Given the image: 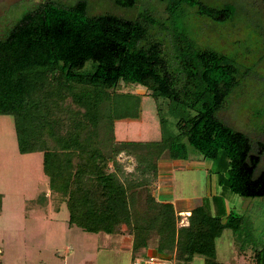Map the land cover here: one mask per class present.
<instances>
[{
    "label": "trees",
    "instance_id": "16d2710c",
    "mask_svg": "<svg viewBox=\"0 0 264 264\" xmlns=\"http://www.w3.org/2000/svg\"><path fill=\"white\" fill-rule=\"evenodd\" d=\"M131 8L135 0H110ZM164 2L165 0H157ZM171 15L183 8L214 23H224L234 9L226 4L208 7L200 0H166ZM83 0L71 6L44 1L8 27L0 37V115L15 119L18 151L25 126L34 121L47 128L40 138L43 173L49 186L64 203L67 226L86 233L125 235L130 239L131 264L149 246L157 257L182 264L200 256L203 264H223L213 258L215 240L223 230L233 232L243 217L220 212L215 198L211 206L190 209L186 225L171 203L160 202L152 193L157 161L167 150L170 159H186V146L216 167L220 194L240 198H264V170L253 171L264 150L252 140L220 122L215 114L236 86L231 59L200 48L183 33L172 31L173 58L178 72L169 71L157 43H147L152 20L145 12L134 19L110 14L85 16ZM89 63L88 70L85 65ZM120 82L144 88L161 102L156 112L161 138L156 142L98 140L99 103L109 110V92ZM81 88L82 91L75 92ZM111 103V102H110ZM165 104L176 116V133H165ZM104 109V111L106 110ZM109 113V112H108ZM95 115V118L93 117ZM107 126L126 119L108 114ZM88 130V131H87ZM33 136V137H32ZM132 158V172H125L116 159ZM211 171V170H210ZM224 220H223V219ZM253 264H264V248L254 250Z\"/></svg>",
    "mask_w": 264,
    "mask_h": 264
},
{
    "label": "rangeland",
    "instance_id": "374dc122",
    "mask_svg": "<svg viewBox=\"0 0 264 264\" xmlns=\"http://www.w3.org/2000/svg\"><path fill=\"white\" fill-rule=\"evenodd\" d=\"M48 0H0V37L24 13ZM71 6L79 0H49ZM87 18L110 14L134 19L145 12L152 20L144 44L157 43L167 60L169 71L178 72L173 58L172 31L183 33L200 48L223 54L232 60L236 86L225 98L215 117L226 126L264 146V0H200L208 7L230 5L233 16L224 23H214L199 16L195 9L175 11L171 18L166 12L167 2L135 0L131 8H121L110 0H83ZM89 63L83 71H87ZM82 91L81 88L75 92ZM110 102L99 103L96 129L89 127L86 135L98 131V140L113 137L114 141L156 142L161 138L156 112L161 101L151 98L144 88L120 82L109 92ZM104 109H106L104 111ZM126 119L107 126L108 114ZM165 118V133H176V116L165 104L161 110ZM95 118V115H93ZM21 145L26 154L18 151L15 119L0 115V264H131L132 255L126 250L125 235L86 233L68 227V212L59 196L50 189L43 173L40 138L47 128L34 121L27 123ZM34 136V134H33ZM32 136V137H33ZM93 136V135H92ZM91 136V139L93 137ZM186 159L173 162L167 150L157 161V177L152 184L155 199L159 196L171 203L175 211L185 206L207 205L212 211V198L220 212L243 217L235 232L225 229L214 242L213 258L223 264H253L254 250L264 248V198H240L229 192L220 194L215 179L223 167L186 146ZM125 172H132L135 162L120 154L116 158ZM192 165L189 169L186 166ZM211 170V171H210ZM264 170V150L253 171L257 176ZM178 225H186L184 215L178 214ZM223 219V218H222ZM224 220V219H223ZM121 244V245H120ZM148 255L137 253L133 261ZM157 257V255H156ZM173 262V261H172ZM200 256H192L182 264H202Z\"/></svg>",
    "mask_w": 264,
    "mask_h": 264
},
{
    "label": "crops",
    "instance_id": "0c3cea01",
    "mask_svg": "<svg viewBox=\"0 0 264 264\" xmlns=\"http://www.w3.org/2000/svg\"><path fill=\"white\" fill-rule=\"evenodd\" d=\"M174 161H177V162H180V161H178V160H173V162ZM192 165H188V166H186V168L187 169H189L190 167H191ZM156 200H158V201H160V202H167V201H165V200H163L162 198H161V196H159L158 197V199H156ZM194 206H185V208H183V209H178L177 211H175V209H174V211L175 212H177L178 214H182V215H184L185 217H184V219L186 220V217L189 215V211H190V209L191 208H193ZM181 220V219H180ZM184 225V224H183ZM180 226V225H179ZM220 237V236H219ZM218 237V238H219ZM125 241H127L126 242V250L127 251H130V239L127 237L126 239H125ZM121 245V244H120ZM145 253L146 255H148V257H150V256H152V257H156V253H155V250L153 249V248H151L150 246L148 247V248H146V249H141L138 253ZM147 257V258H148ZM145 259V258H144ZM202 264H203V262H202ZM236 264H239V263H236Z\"/></svg>",
    "mask_w": 264,
    "mask_h": 264
},
{
    "label": "built area",
    "instance_id": "2783aa9c",
    "mask_svg": "<svg viewBox=\"0 0 264 264\" xmlns=\"http://www.w3.org/2000/svg\"><path fill=\"white\" fill-rule=\"evenodd\" d=\"M132 264H174L171 260L161 257H148L143 260L135 261Z\"/></svg>",
    "mask_w": 264,
    "mask_h": 264
}]
</instances>
